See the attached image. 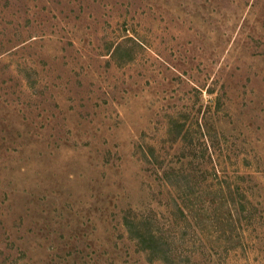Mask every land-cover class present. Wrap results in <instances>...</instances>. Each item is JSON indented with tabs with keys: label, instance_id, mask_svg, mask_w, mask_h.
I'll use <instances>...</instances> for the list:
<instances>
[{
	"label": "rangeland",
	"instance_id": "374dc122",
	"mask_svg": "<svg viewBox=\"0 0 264 264\" xmlns=\"http://www.w3.org/2000/svg\"><path fill=\"white\" fill-rule=\"evenodd\" d=\"M0 264H264V0H0Z\"/></svg>",
	"mask_w": 264,
	"mask_h": 264
},
{
	"label": "trees",
	"instance_id": "16d2710c",
	"mask_svg": "<svg viewBox=\"0 0 264 264\" xmlns=\"http://www.w3.org/2000/svg\"><path fill=\"white\" fill-rule=\"evenodd\" d=\"M228 212H230L229 207H228ZM150 238H151L153 241L157 242L155 235H154L153 233H151V232H150Z\"/></svg>",
	"mask_w": 264,
	"mask_h": 264
}]
</instances>
